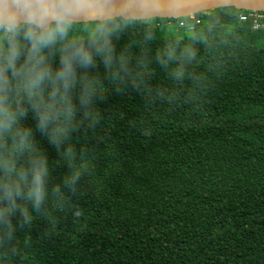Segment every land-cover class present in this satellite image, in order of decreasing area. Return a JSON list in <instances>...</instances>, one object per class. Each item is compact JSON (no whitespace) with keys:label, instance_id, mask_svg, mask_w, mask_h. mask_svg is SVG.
<instances>
[{"label":"trees","instance_id":"1","mask_svg":"<svg viewBox=\"0 0 264 264\" xmlns=\"http://www.w3.org/2000/svg\"><path fill=\"white\" fill-rule=\"evenodd\" d=\"M224 9L214 59L201 50L198 102L145 110L135 91L106 93L103 141L79 134L98 153L96 175L73 198L79 220L34 221L29 247L18 232L23 255L11 264H264V33ZM67 171L56 167L53 183Z\"/></svg>","mask_w":264,"mask_h":264},{"label":"clouds","instance_id":"2","mask_svg":"<svg viewBox=\"0 0 264 264\" xmlns=\"http://www.w3.org/2000/svg\"><path fill=\"white\" fill-rule=\"evenodd\" d=\"M207 7L204 0H0V264L23 255L18 232L29 247L34 221L57 227V212L79 220L73 198L96 175L98 159L79 134L103 141L97 102L106 93L135 91L145 110L198 102L206 84L201 50L213 58L220 31ZM245 7L223 11L238 17ZM37 134L55 149V162ZM58 166L68 171L53 183Z\"/></svg>","mask_w":264,"mask_h":264},{"label":"water","instance_id":"3","mask_svg":"<svg viewBox=\"0 0 264 264\" xmlns=\"http://www.w3.org/2000/svg\"><path fill=\"white\" fill-rule=\"evenodd\" d=\"M204 3L208 7L206 9L202 8V11L230 8L237 5L246 6L241 10L264 11V0H236V4H233V0H204Z\"/></svg>","mask_w":264,"mask_h":264},{"label":"built area","instance_id":"4","mask_svg":"<svg viewBox=\"0 0 264 264\" xmlns=\"http://www.w3.org/2000/svg\"><path fill=\"white\" fill-rule=\"evenodd\" d=\"M235 18L240 24L249 25L252 32L264 33V11L241 10Z\"/></svg>","mask_w":264,"mask_h":264},{"label":"rangeland","instance_id":"5","mask_svg":"<svg viewBox=\"0 0 264 264\" xmlns=\"http://www.w3.org/2000/svg\"><path fill=\"white\" fill-rule=\"evenodd\" d=\"M262 41H264V35L263 36H260V45H262Z\"/></svg>","mask_w":264,"mask_h":264}]
</instances>
